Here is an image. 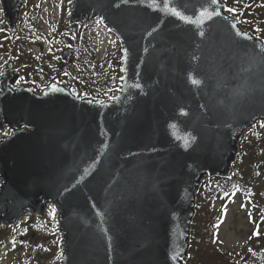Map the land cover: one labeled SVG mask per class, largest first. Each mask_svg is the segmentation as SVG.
<instances>
[{"label":"water","instance_id":"1","mask_svg":"<svg viewBox=\"0 0 264 264\" xmlns=\"http://www.w3.org/2000/svg\"><path fill=\"white\" fill-rule=\"evenodd\" d=\"M69 4L73 31L99 20L117 37L118 88L39 93L5 62L0 229L54 206L59 264H186L202 185L231 179L244 134L264 124V39L222 0H173L187 19L152 0ZM0 5L15 34L24 0Z\"/></svg>","mask_w":264,"mask_h":264},{"label":"rangeland","instance_id":"2","mask_svg":"<svg viewBox=\"0 0 264 264\" xmlns=\"http://www.w3.org/2000/svg\"><path fill=\"white\" fill-rule=\"evenodd\" d=\"M229 1L223 0L228 8ZM263 2L264 0H254L253 4L261 5ZM68 9L69 0H25L22 10V14L26 13L24 32H21L18 26L16 32L19 35L16 33L15 36H11L9 32L5 31L6 23L0 7V67L7 57L10 58V50L13 54L15 53L12 58L17 61L15 65L18 70L25 69V72H31L30 67L34 65H39L38 68H45L47 71H52L55 66L58 67L62 52L66 50L65 39L68 38V34H76L80 27L83 28L82 25L76 26V30L73 31L75 25L69 23ZM228 11L239 18L244 29L264 38V24L259 23L264 20L261 11L248 14L247 24L242 22L241 16L231 12L230 8ZM65 20L67 26L63 27ZM33 26L41 34L32 32ZM253 28L257 32H254ZM88 29L87 35L95 40L96 50L100 51V58L105 55L110 56L118 50L120 53L117 38L107 31L99 21L93 22ZM27 37H30L28 41ZM74 43L67 46L71 48L72 56L70 58L73 61L76 58ZM22 50L24 51L22 52ZM7 51L9 52L8 56L5 54ZM34 52H36L35 63H32L30 56ZM22 61H24V65L21 64ZM66 64L65 68L70 73L72 65L69 64V60ZM39 74H44V72L39 69ZM60 78L67 80L65 75ZM68 83L71 87L78 88L74 83ZM260 135H264V129L253 134H246L240 142V150H242V143L247 149L243 159L234 164L232 175L234 173L238 180L243 182L244 186L242 187L251 189L246 192H238L233 198L226 201L221 212L224 214V222L216 229L218 247L227 252L229 256L238 258L241 264H264V218H262L264 217V142L257 147V142H254ZM250 147L254 148L252 154L256 151L259 152L256 159L255 156H248L247 152ZM251 200L253 201L251 202ZM218 207L219 204L216 208ZM214 211L216 210L214 209ZM55 215V211L51 208L47 217L43 219L44 222H38L33 217H26L13 227L1 230L0 264H59V237L56 232ZM30 229L35 231L32 239L28 238V234L31 233ZM21 237L22 240H20Z\"/></svg>","mask_w":264,"mask_h":264},{"label":"trees","instance_id":"3","mask_svg":"<svg viewBox=\"0 0 264 264\" xmlns=\"http://www.w3.org/2000/svg\"><path fill=\"white\" fill-rule=\"evenodd\" d=\"M254 0H230L228 6L230 10L239 16H241L242 22L246 23V17L248 14L261 11L264 16V2L263 4L255 3ZM68 11V10H67ZM26 13L22 14V18L19 24V30L23 31L26 23ZM67 19V15L65 16ZM264 24L263 22H259ZM33 25V24H32ZM67 26V21H64L63 27ZM256 25H258L256 23ZM35 28V26H33ZM32 28V32L40 33L38 29ZM89 29L79 28L76 34H72L74 37V56H76L74 63L72 64L71 72L64 73L68 82L74 83L88 94L96 97L107 98L116 89L117 78L119 74V52L115 51L110 56H104L100 58V54L96 50L95 40L93 37L87 35ZM253 31L257 32L255 28ZM41 34V33H40ZM19 35V34H18ZM43 35V34H42ZM30 37H27L28 41ZM23 43V42H22ZM21 43V44H22ZM26 44V42H24ZM28 46H30L28 44ZM24 50H22L23 52ZM29 55V53H27ZM35 53L30 56L32 63H35ZM38 59V58H36ZM24 65V61L21 62ZM44 66V65H43ZM32 66L31 72L24 71V79L37 90H44L52 82H55L60 77L59 68L54 67L52 71L43 68ZM36 68V70H35ZM43 71L44 74H39ZM264 129V125H259L258 128L250 130L247 134H253L258 130ZM256 147L264 142V135H260L256 141ZM238 161H241L245 155L247 147L243 146ZM253 149H249L248 156H258L259 152L254 154ZM258 150V149H257ZM258 160V159H257ZM243 182L238 180V177L234 175L230 180L213 178L204 183L200 189L197 197L196 216L192 225V240L190 249V259L186 264H241L240 260L233 258L222 250L216 244L217 227L223 222L222 210L214 211L217 202L226 203L237 192L250 191L251 188L242 187ZM38 222H44L45 220H37ZM32 226V225H31ZM31 233L28 234V238L32 239L35 231L30 229ZM40 237V236H38Z\"/></svg>","mask_w":264,"mask_h":264},{"label":"snow or ice","instance_id":"4","mask_svg":"<svg viewBox=\"0 0 264 264\" xmlns=\"http://www.w3.org/2000/svg\"><path fill=\"white\" fill-rule=\"evenodd\" d=\"M218 0H211V3H217ZM152 3L154 5H157L158 8L160 7H165L168 9V11L172 14V15H175V16H178L182 19H187L183 13H181L180 11H178L176 9V7L173 6V0H152ZM201 16H204V15H208V16H211L212 13L208 12V10L205 8L203 11H201L200 13ZM193 83H198V81H193Z\"/></svg>","mask_w":264,"mask_h":264}]
</instances>
